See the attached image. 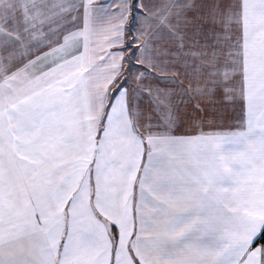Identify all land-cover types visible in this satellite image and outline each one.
Masks as SVG:
<instances>
[{"label": "snow or ice", "instance_id": "snow-or-ice-1", "mask_svg": "<svg viewBox=\"0 0 264 264\" xmlns=\"http://www.w3.org/2000/svg\"><path fill=\"white\" fill-rule=\"evenodd\" d=\"M0 264H264V0H0Z\"/></svg>", "mask_w": 264, "mask_h": 264}]
</instances>
